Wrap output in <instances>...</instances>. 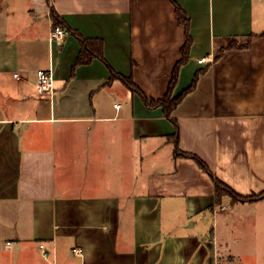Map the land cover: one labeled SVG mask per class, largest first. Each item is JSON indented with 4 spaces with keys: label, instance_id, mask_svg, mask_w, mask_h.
<instances>
[{
    "label": "crops",
    "instance_id": "obj_1",
    "mask_svg": "<svg viewBox=\"0 0 264 264\" xmlns=\"http://www.w3.org/2000/svg\"><path fill=\"white\" fill-rule=\"evenodd\" d=\"M176 4L193 43L174 95L199 73L173 112L180 146L235 191H264V0H0V264H264V197L218 199L161 106L100 58L78 64L74 35L50 41L53 5L160 98L188 36Z\"/></svg>",
    "mask_w": 264,
    "mask_h": 264
},
{
    "label": "trees",
    "instance_id": "obj_2",
    "mask_svg": "<svg viewBox=\"0 0 264 264\" xmlns=\"http://www.w3.org/2000/svg\"><path fill=\"white\" fill-rule=\"evenodd\" d=\"M47 1L51 3V0ZM176 6L181 21L186 25L188 36L187 41L182 47V57L175 66L169 88L166 94L160 98H150L135 82L133 76L125 75L123 73L118 72L108 62L104 53V42L101 38H90L83 36L78 30L73 29L71 26H69V24H67V22L63 19L61 14L53 5H51V17L53 20V27L61 26L67 31V34H72L79 40L81 44V50L78 57V64L89 63L95 57L100 58L108 67L111 73V79H120L132 92L137 93L147 106L151 108L161 106L163 108L165 115L170 118L175 125V133L169 136V138L172 139L175 143V153L177 155H184L195 159L198 164L211 175V177L215 181L218 199H220L225 194H229L234 201H254L261 199L264 197V191L260 193H253L250 195H244L235 191L228 184L219 179L215 175L213 170L210 168V166L207 164V162H205V160H203L199 155L194 152L183 150L180 146V127L178 120L173 116V112L178 107L179 103L181 102L182 98L186 95V93H188L196 86L199 78V73L195 75L192 84L188 88H186L181 94L176 96L174 95V89L179 77V69L184 63L189 60L190 50L193 43V39L189 34V17L187 16L186 12L181 8V6H179L178 4H176Z\"/></svg>",
    "mask_w": 264,
    "mask_h": 264
},
{
    "label": "built area",
    "instance_id": "obj_3",
    "mask_svg": "<svg viewBox=\"0 0 264 264\" xmlns=\"http://www.w3.org/2000/svg\"><path fill=\"white\" fill-rule=\"evenodd\" d=\"M67 35V31L61 27L56 26L52 28L50 41L51 43L61 44ZM204 61V58L200 59V62ZM18 76V74H15ZM37 91L40 94H53L55 91V72L52 68H41L37 71ZM44 253H47L45 244L40 245Z\"/></svg>",
    "mask_w": 264,
    "mask_h": 264
}]
</instances>
